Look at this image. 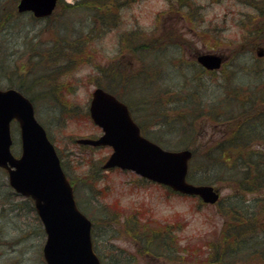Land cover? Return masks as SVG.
<instances>
[{
    "label": "rangeland",
    "instance_id": "rangeland-1",
    "mask_svg": "<svg viewBox=\"0 0 264 264\" xmlns=\"http://www.w3.org/2000/svg\"><path fill=\"white\" fill-rule=\"evenodd\" d=\"M115 1L60 0L51 17L43 19H33L27 12L14 14L0 27V88L14 87L11 82L21 81L26 94L35 98L36 117L67 164L77 203L79 200L93 220L92 238L104 264H209L207 251L219 244L230 221L222 210L227 211L236 201L243 205L242 210L264 209V189L244 191L237 183L242 175L241 162L264 159V122L254 119L253 127L245 131L251 132L248 143L238 145V149L226 139L242 123L241 111L246 107L264 109V51L257 55L260 48L264 50V7L258 15L244 0H161L152 29L145 31L137 25L120 31L118 54L103 62L102 46L96 47L94 42L122 23L106 11L107 5ZM2 3L7 0H0ZM125 3L122 7L129 6L131 0ZM232 11H240V19L236 21ZM200 14L201 22L190 19ZM146 38L154 41L153 48L149 44L145 50L136 48ZM52 41L63 47L57 46L56 50L66 47L71 52L66 59L64 55L58 67L37 65V61H45L38 60L36 51L44 46L48 49ZM201 52L222 54L223 66L214 72L202 71L195 60ZM141 54H146L144 61ZM82 60L92 61L98 68L91 91L99 82L114 87L124 102H131L133 115L147 137L169 149H196L189 163V181L210 180L219 189L220 208L172 194L130 170H104L101 165L110 147L91 148L75 142L78 137L101 132L87 115L91 91L82 103L70 102L60 80L62 73ZM112 68L124 79L113 82L101 73ZM234 90L238 98L229 95ZM196 101L206 104L210 113L195 115L190 111L184 113L185 118L176 119L178 107L196 106ZM218 110L231 119L215 116ZM15 126L12 122L11 150L17 155L20 144ZM208 154L211 158L206 162ZM137 216L141 222L146 219L150 228L135 239L124 229L123 220L136 222ZM260 226L264 228V224ZM165 227L176 238V252L171 255L158 254L152 247L155 243L148 242L149 235L167 230ZM258 232L263 234L264 229ZM44 240L31 200L13 192L6 172L0 168V264H45ZM243 260L234 255L228 261L251 264Z\"/></svg>",
    "mask_w": 264,
    "mask_h": 264
},
{
    "label": "water",
    "instance_id": "water-1",
    "mask_svg": "<svg viewBox=\"0 0 264 264\" xmlns=\"http://www.w3.org/2000/svg\"><path fill=\"white\" fill-rule=\"evenodd\" d=\"M56 1L19 0L17 10L44 17L51 14ZM196 58L208 69L221 64V56L213 53H200ZM88 110L102 133L96 138H78L77 142L111 146L112 152L102 168L129 169L175 191L198 195L207 203L218 199V190L212 185L186 180L191 151L167 150L142 136L126 104L113 94L96 87ZM13 119L19 127L18 156L10 150ZM0 167L7 171L9 185L34 202L46 235L42 247L46 264H100L92 247L91 221L77 206L56 150L35 118L31 101L12 88L0 89Z\"/></svg>",
    "mask_w": 264,
    "mask_h": 264
},
{
    "label": "trees",
    "instance_id": "trees-1",
    "mask_svg": "<svg viewBox=\"0 0 264 264\" xmlns=\"http://www.w3.org/2000/svg\"><path fill=\"white\" fill-rule=\"evenodd\" d=\"M16 1L17 0H14V1L7 0L6 4L4 5L3 3L0 4V27L6 24L11 19V17L14 14H16V10H15ZM201 13H202V9H201ZM190 19L194 22H201L200 20H202V15L200 14L198 15V17H191ZM128 41H129V38H128ZM152 43H154L152 39L146 38L145 41L140 42L139 45L136 46V48L140 47V49L145 50V49H148V46L146 45L149 44V48L152 49L153 48ZM57 44H58L57 42L52 41L47 46L48 49L46 48V46H44L41 50L36 51V53H38L39 55V58L37 57L38 60L45 61V62L37 61L36 62L37 65H42L43 63H46L52 68H54L56 66L58 67V64L63 61L64 55H66L65 59L67 58L68 56L67 53H70L71 50L66 47L64 49L56 50L55 48L57 46H61ZM127 44L130 47V43L127 42ZM45 51H47V53ZM144 55L146 54L140 55V58L143 59L142 61H144V58H143ZM146 67L148 66L146 65ZM144 71L149 73L146 70ZM101 73L102 74L105 73L104 76L106 78L110 77V80L112 79L113 82L115 79H118V81L120 82L119 79L122 80L125 77L123 76V74H120L118 70H116V68H112V71L103 70ZM107 75L109 76L107 77ZM14 79L15 78H13L12 81ZM126 82L127 81H122V83H126ZM11 83H13L12 85H15L20 90H24L23 84L21 81L16 84L14 82H11ZM98 85H101L103 88L109 90L110 92L114 93L117 97L121 98L119 96V93L115 91L114 87L111 88L109 84H106V82H104L103 84L99 82ZM247 90L250 93L252 91L250 89H247ZM231 94H233V96L237 98L239 96L236 90L232 91V93H229V95ZM30 98L32 99L31 96ZM195 103H197V101ZM128 105L132 113H134L132 110L131 103H128ZM206 106L207 105L204 104L203 102H198L196 106L194 105L191 106L187 104V108H186V104L181 105L180 107L176 109V112H177L176 119L180 120V119L185 118L187 114H184V113L185 112L189 113L190 111L191 113H194L195 115H201L203 111L210 113L209 109ZM255 109H257L255 105H249L248 107L245 108L244 111H241L242 114L240 116V119L242 123L235 127L230 137L226 138L228 143H230L234 148H236L238 145L241 146V145L248 143V140L250 139V136H251L250 135L251 132L250 134L248 132H245L246 129L247 130L249 129L247 126L245 127V124L247 122H250L251 120L253 121V123H255L254 121L255 118H258L259 120L264 122V114H261V112H263L264 109H259V110H255ZM181 110H183L182 113H181ZM219 114L225 118L231 119L230 118L231 116L229 117L226 116V112L222 110H218L215 112V116ZM259 114H261V117L259 116ZM195 115L193 117H195ZM242 133L244 135L243 137L241 135ZM262 141H264V139H262ZM236 149H238V147ZM195 150H196L195 148H192V156H194ZM250 155L251 154L249 153L247 154L246 157H249ZM206 157L207 159H205V161L206 160L209 161L211 158V155L208 154ZM236 158L237 160H240L241 157L237 155ZM216 161L221 163L220 162L221 160H216ZM62 166L68 174L67 164L64 160H62ZM239 170L242 173L241 178L237 179L239 189H242L244 191H260L264 189V159H262L261 161L260 160L256 161V159L255 160L253 159L244 160V162H241V166ZM73 181L74 179H71V183H73ZM201 182L210 183V180L205 179L204 181H201ZM221 205H222V201H220L217 204L219 208ZM245 205H248V204H245ZM242 206L243 205H240L236 201L235 205L233 204L232 206H230V208L227 209V211L222 210L223 207L221 208V210L224 213L228 214V221L229 220L230 221L223 231V236L221 237L222 240L219 242V244H213L212 247H210L209 251H207L208 252L207 261L209 264H235L236 262L228 261L229 258H232L234 255H237L238 260H243L244 258L243 262L250 261L251 264H254V262L257 263V261H259V264H264V232L263 234H260L258 232L264 229V228H260L261 227L260 225L264 224V217L262 219L260 217L261 213H263L264 215V209H261V210L252 209L249 212L248 210H242L244 209L242 208ZM246 214H249V216H246ZM140 219L141 217L137 216V219L135 220L136 222L132 221L131 219L123 220L124 229L126 231L128 230V233L131 234L135 239H138L139 237L141 238L142 237L141 234L145 233L150 228L146 219L143 220V222H141ZM137 224L138 225L141 224L139 226L140 228H138ZM130 226H133V227L131 228ZM258 227L260 228V230H257ZM151 236L152 234L149 235L150 238H148V242H150L151 240L153 241V243H155V245H152V247L156 249L155 252H157L158 254L171 255L172 253L176 252L174 251V248L176 247V238L170 235V232H168V229L156 231V234L154 232V235L152 237ZM179 257L180 259L182 258L181 256ZM208 257H209V260H208Z\"/></svg>",
    "mask_w": 264,
    "mask_h": 264
},
{
    "label": "clouds",
    "instance_id": "clouds-1",
    "mask_svg": "<svg viewBox=\"0 0 264 264\" xmlns=\"http://www.w3.org/2000/svg\"><path fill=\"white\" fill-rule=\"evenodd\" d=\"M160 7H162L161 0H131L129 6L122 7L120 9L122 23L106 32L99 42H94V46H102V61L106 62L118 54V34L120 31L132 30L137 25L145 31H150L155 24V12ZM97 73L96 64L89 60H82L62 73L60 80L64 83L65 98L70 102L82 103L85 101L94 86L92 78ZM117 179L120 178L117 177Z\"/></svg>",
    "mask_w": 264,
    "mask_h": 264
},
{
    "label": "flooded vegetation",
    "instance_id": "flooded-vegetation-1",
    "mask_svg": "<svg viewBox=\"0 0 264 264\" xmlns=\"http://www.w3.org/2000/svg\"><path fill=\"white\" fill-rule=\"evenodd\" d=\"M127 0H116L115 1V4H108L107 7H106V11L113 15L116 19L120 20L121 19V16H120V10L118 11V9L122 6H124L126 3ZM239 2V0H238ZM247 2V3H246ZM244 3H246L248 5V7H250L253 11H256L258 15L262 14V7H264V0H244ZM113 6H115V10L113 9ZM205 8V5H201ZM229 11H225L226 14H228ZM104 14V13H103ZM236 14V15H235ZM246 14V13H244ZM203 15V14H202ZM232 17H237V19H235L236 21L238 19H240L239 15H240V11L236 12V11H232ZM107 14L104 15V17L106 18ZM249 17H252L251 15H248ZM110 16H108L109 18ZM107 19V18H106ZM262 49V48H261ZM263 50V49H262ZM264 51V50H263ZM222 56V54H221ZM223 58V56H222ZM224 59V58H223Z\"/></svg>",
    "mask_w": 264,
    "mask_h": 264
}]
</instances>
